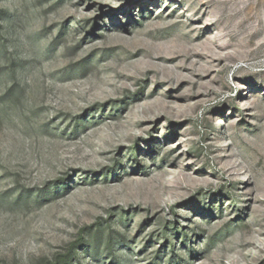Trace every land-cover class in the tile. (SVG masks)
<instances>
[{"label":"rangeland","instance_id":"obj_1","mask_svg":"<svg viewBox=\"0 0 264 264\" xmlns=\"http://www.w3.org/2000/svg\"><path fill=\"white\" fill-rule=\"evenodd\" d=\"M264 264V0H0V264Z\"/></svg>","mask_w":264,"mask_h":264},{"label":"trees","instance_id":"obj_2","mask_svg":"<svg viewBox=\"0 0 264 264\" xmlns=\"http://www.w3.org/2000/svg\"><path fill=\"white\" fill-rule=\"evenodd\" d=\"M73 251H74V247L72 246V248L69 249L67 253L61 257L62 264H67L68 262H70L71 257L73 255Z\"/></svg>","mask_w":264,"mask_h":264}]
</instances>
